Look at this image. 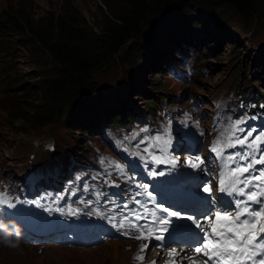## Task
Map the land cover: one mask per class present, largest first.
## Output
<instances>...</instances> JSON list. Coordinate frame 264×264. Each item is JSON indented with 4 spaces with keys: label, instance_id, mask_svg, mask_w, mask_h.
<instances>
[{
    "label": "rangeland",
    "instance_id": "374dc122",
    "mask_svg": "<svg viewBox=\"0 0 264 264\" xmlns=\"http://www.w3.org/2000/svg\"><path fill=\"white\" fill-rule=\"evenodd\" d=\"M13 1L0 0V12L8 8ZM33 1L38 7L37 11H33L35 15L43 14L46 11L59 12L70 7L78 15L79 20L83 19L94 30H98V23L103 20L101 13L105 7L101 0ZM220 9V6H215L211 12L220 17V29L231 31L233 37L224 38L221 33L211 36L213 45L198 64L201 72L194 80L188 81L191 85L190 89L198 97L197 109L199 111L204 109L206 114H204V118H208L210 115L211 126L208 129L206 139H208V147L211 149L218 139L222 140L221 147H223V144L229 143L230 139L243 138L249 131L252 132V137L249 139L264 135V100L261 98L263 88L256 81H260V84L264 86V13L256 21L245 26L243 19L232 12L221 18ZM198 19L203 23L208 22L209 16L201 13ZM180 21L181 16H172L165 32L172 31ZM237 27H239L238 30ZM201 37L203 34L198 32L196 40L199 41ZM220 39H222L223 45L218 47L216 42ZM17 40L15 32L6 30L0 23V168L6 166L4 159L10 163L17 162L30 155V152H34V139L37 137L51 136L56 139V142H65V140L70 139L72 143H75V154L81 155L82 144L85 142L82 136L87 138L89 135L94 136L95 134L93 131L84 133L76 125L68 127V119L71 117L77 122V119H80L79 113L70 112L71 115L69 113L65 116L63 123L50 121L48 124H43L44 119H49L50 106H47L43 113L26 109V103L36 104L40 102L38 97L27 94V89H25L27 85L36 86L38 78L27 76L34 69L32 64L34 55L21 44L13 43ZM178 40L174 39L169 42V47L164 45L166 48L160 53H171L172 47H178ZM235 47L238 51H234ZM188 48H194V45H189ZM179 50L183 51L184 49ZM176 56L174 55V58ZM6 60L7 62H5ZM119 65L118 60L113 59L112 65L103 74V78L115 75L114 73L125 69ZM39 70L40 68L36 69V71ZM156 71L157 68L153 70V76L148 78L146 84L149 88L159 85L165 89L166 87L163 85L165 82H162L159 73ZM94 73L97 76H102L101 70H95ZM241 73L245 74L247 86L250 85L247 88L250 89V97L242 106L231 103L225 107L229 98L228 85L232 82L236 84L233 88H242L238 86L237 83L239 82L234 81L235 78L241 76ZM129 77L133 82L142 85L137 72H131ZM103 87L101 93L107 95L108 90ZM142 89L144 90L143 86L138 88L133 95L130 94V97H127L126 100L129 102L127 107L131 108H123L120 111L123 116L130 114L132 108L136 107L138 111L146 112L143 99L137 95L141 93ZM255 89L257 92L253 95ZM39 90L37 89V91ZM108 114L104 118L95 119L97 125L107 124ZM41 116L43 119L40 118ZM89 119L87 117L85 120ZM197 121L188 122L185 130L193 131ZM233 124H238L243 131H237L235 136H232ZM146 126L147 123L141 122L140 118L133 124V127L139 131L144 130ZM263 146L264 143L258 144V148ZM224 149H228L233 154H243L247 147L237 145ZM207 159L212 163L211 156H208ZM142 170H144L143 167ZM21 245H24V248H16L17 246L0 248L3 251L0 263L8 255H13L14 260H16V253H19L20 259L15 264H130L127 242H109L97 249L89 250L61 249L50 246L38 248L28 243ZM131 264L135 263L132 261Z\"/></svg>",
    "mask_w": 264,
    "mask_h": 264
},
{
    "label": "trees",
    "instance_id": "16d2710c",
    "mask_svg": "<svg viewBox=\"0 0 264 264\" xmlns=\"http://www.w3.org/2000/svg\"><path fill=\"white\" fill-rule=\"evenodd\" d=\"M32 1L14 0L0 12V23L17 35L18 40L13 43L21 44L34 55V69L27 76L37 77L38 83L27 85L25 89L40 102L26 103V109L43 113L50 106L49 119H44L43 124L62 122L70 112L81 114L84 110L86 113L87 106L94 102L89 91L94 87L101 90L106 84L103 74L113 59L125 69L111 75V81L118 76L127 82L132 81L129 74L133 66L154 49H160L163 42L168 46L173 34L181 38L186 32H200L203 45L211 47L210 35L220 21V17L211 12L215 6L221 7V18L232 12L243 19L245 26L264 13V0H101L105 7L101 13L103 20L98 23V30H94L83 19L79 20L70 7L35 15L33 11L38 7ZM201 13L209 16L208 22H200ZM172 16H181V21L172 33L165 35ZM221 34L224 38L233 37L231 31L223 30ZM182 38L181 44H186L187 37ZM235 50L238 51L237 47ZM193 58L198 61V54ZM95 70H101L102 76H97ZM241 81H246L244 75ZM155 89L161 91L163 88L157 85ZM125 90L120 86L112 106L124 104ZM145 94L143 92L142 96ZM143 99L149 103L150 97ZM106 108V104L100 103L95 115L106 112ZM118 122L117 117L112 119V124Z\"/></svg>",
    "mask_w": 264,
    "mask_h": 264
},
{
    "label": "snow or ice",
    "instance_id": "6c2138e0",
    "mask_svg": "<svg viewBox=\"0 0 264 264\" xmlns=\"http://www.w3.org/2000/svg\"><path fill=\"white\" fill-rule=\"evenodd\" d=\"M237 131H243V129H240L238 124H233L232 136H235ZM250 137H252L251 131L243 138L230 139L229 143L223 144V147H221L222 140L218 139L211 149L218 157L223 156L224 148L237 145L245 146L249 151L243 154L229 155L224 163V168L227 170L223 171L219 178L221 192L243 198L234 201L235 208L217 209L211 214H205L203 220L210 230H206L205 223L194 216L186 217L188 220H192L203 233V236L199 238L198 246L194 248L198 255L206 258L202 264H264V168H256V165L264 164V151H260L258 148L259 143H264V135H258L252 139H249ZM147 151L148 148H145V152ZM257 151H260L258 159L256 158ZM237 159L241 162L237 163ZM196 160L199 161L200 158L197 157ZM229 162L235 164V167L230 166ZM188 163L193 168L199 167V163L192 161ZM153 175H157V173L153 172ZM159 175H163V173H159ZM139 187L146 188L144 185H139ZM203 191L210 193L211 187L205 186ZM147 195L151 196V193H147ZM136 203L139 204L140 201H136ZM253 205L258 207H253ZM155 209L165 215L157 216L155 210L143 207L142 212L133 211L131 217H123L120 227H124V221L127 220L132 230L141 233L140 236L135 237L136 239H147L148 237L157 240L164 239L162 235L153 236L154 231L168 232L171 218L183 217L180 212L173 211L161 204H156ZM140 220L145 223H136ZM153 225L156 226L155 229H153ZM146 247L147 245H143L140 250L144 251ZM168 255L174 260L176 256H179V253L173 248ZM137 258L143 259V257ZM190 264H195L191 258Z\"/></svg>",
    "mask_w": 264,
    "mask_h": 264
},
{
    "label": "bare ground",
    "instance_id": "6f19581e",
    "mask_svg": "<svg viewBox=\"0 0 264 264\" xmlns=\"http://www.w3.org/2000/svg\"><path fill=\"white\" fill-rule=\"evenodd\" d=\"M187 36H192L191 32H186L185 34H182V37H187ZM174 38H176V37H175V35L173 34V37H172V39H170V40H173ZM168 43H169V41H168ZM180 44H181V43H180ZM184 44H185V43H184ZM164 45L167 46L166 41L162 43V47L159 49L160 51H162L164 48H166ZM167 47H168V46H167ZM133 88H134L133 90H135L137 87H133ZM130 90H131V89H130ZM125 92H126L127 94L125 93L124 104H122V103H118L116 107H118V108H122V107H127V106H128L129 102H128L126 99H127V97H129V95H128V92H127L126 90H125ZM133 109H136V108H133ZM103 114H106V112L101 111V113H100L99 115H97V116L100 117V116H102ZM4 162L6 163V166H8L9 168L11 167L12 163H10L9 161H7L6 159H4ZM16 225H18V224L16 223ZM18 227H19V226H18ZM19 233H20V231H19ZM19 259H20L19 253H16V260H14L13 255H8V256H5V257L2 259V261H1L0 264H15Z\"/></svg>",
    "mask_w": 264,
    "mask_h": 264
}]
</instances>
